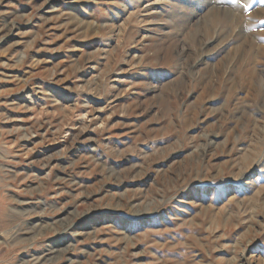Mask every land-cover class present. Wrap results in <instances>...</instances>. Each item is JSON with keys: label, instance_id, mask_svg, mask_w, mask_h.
Instances as JSON below:
<instances>
[{"label": "rangeland", "instance_id": "obj_1", "mask_svg": "<svg viewBox=\"0 0 264 264\" xmlns=\"http://www.w3.org/2000/svg\"><path fill=\"white\" fill-rule=\"evenodd\" d=\"M0 264H264V0H0Z\"/></svg>", "mask_w": 264, "mask_h": 264}, {"label": "bare ground", "instance_id": "obj_2", "mask_svg": "<svg viewBox=\"0 0 264 264\" xmlns=\"http://www.w3.org/2000/svg\"><path fill=\"white\" fill-rule=\"evenodd\" d=\"M12 25V24H11ZM13 26V25H12ZM12 29V28H11ZM8 31V30H7ZM61 178V177H60ZM79 185V184H78ZM85 193V192H84ZM85 199V198H84ZM53 254H54V252H53ZM49 255H50V253H49ZM44 260V259H43Z\"/></svg>", "mask_w": 264, "mask_h": 264}]
</instances>
